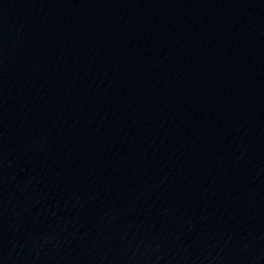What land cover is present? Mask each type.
<instances>
[{
	"label": "water",
	"instance_id": "95a60500",
	"mask_svg": "<svg viewBox=\"0 0 264 264\" xmlns=\"http://www.w3.org/2000/svg\"><path fill=\"white\" fill-rule=\"evenodd\" d=\"M0 264H264V0H0Z\"/></svg>",
	"mask_w": 264,
	"mask_h": 264
}]
</instances>
